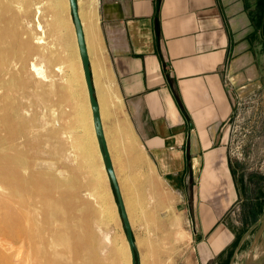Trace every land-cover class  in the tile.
Wrapping results in <instances>:
<instances>
[{"label": "crops", "instance_id": "0c3cea01", "mask_svg": "<svg viewBox=\"0 0 264 264\" xmlns=\"http://www.w3.org/2000/svg\"><path fill=\"white\" fill-rule=\"evenodd\" d=\"M246 6L98 0L120 98L106 121L116 141L105 139L138 264H260L259 206L242 205L251 145L231 153L226 124L263 99L264 40ZM112 154H123L118 168Z\"/></svg>", "mask_w": 264, "mask_h": 264}, {"label": "bare ground", "instance_id": "6f19581e", "mask_svg": "<svg viewBox=\"0 0 264 264\" xmlns=\"http://www.w3.org/2000/svg\"><path fill=\"white\" fill-rule=\"evenodd\" d=\"M63 7L69 10L68 0H0V264H111L99 253L113 246L101 228L107 198L94 155L105 169L74 23ZM77 9L102 118L119 108L120 98L103 65L98 0H77ZM45 13L53 16L47 28ZM48 159L61 165L52 168ZM118 252L121 261L112 264H123Z\"/></svg>", "mask_w": 264, "mask_h": 264}, {"label": "rangeland", "instance_id": "374dc122", "mask_svg": "<svg viewBox=\"0 0 264 264\" xmlns=\"http://www.w3.org/2000/svg\"><path fill=\"white\" fill-rule=\"evenodd\" d=\"M247 6H246V13L250 17H252V21L254 20L255 26L260 29V35L262 34V39L264 40V0H246ZM39 4H33L31 5V15L34 13V9ZM64 10V11H63ZM62 15L65 19H67L68 15H70V11L67 9L65 11L64 7L62 9ZM45 17V18H44ZM43 17V22L45 25V28H47V22H50L52 20V15L50 13H45ZM46 23V24H45ZM264 44V42H263ZM103 65L105 66V60L103 59ZM264 67V66H263ZM106 69V68H105ZM77 92L80 93V85L78 84ZM258 102H263L258 109L256 108V105ZM241 107L244 109H247V114H244V111L246 110H240ZM253 107V108H252ZM252 108V109H251ZM39 112L37 114L38 122L41 124L43 123V115L41 113V108L38 109ZM72 109L68 112L71 113ZM67 112V113H68ZM255 113L257 114V123L255 118ZM248 119H242V115ZM237 115V116H236ZM108 116H102V123L104 125V128L106 130L107 134V140L108 143H114L116 141L115 138H112L111 136H108V133L110 130H108L110 127L106 126ZM234 118H239L236 121H234ZM64 121L66 125H69L71 123V118L68 117V114L64 116ZM234 121V122H233ZM229 123V131L230 134L232 132L233 137L229 141V144L231 146L230 151L231 153L238 152L237 148L241 151L242 148V156H244V151L246 145H251V154L253 156V159L246 161V163L243 164V170L241 173V181L242 183V189H243V206L244 208H249L251 206H259L258 216H259V228H260V234H259V247H260V264L264 262V165L261 166V160H256L259 155L261 156V151L264 149V93H263V99L260 101L257 100L254 106L247 105V103H240L239 109L237 114H234L233 117L228 118ZM34 129H37L38 133H41L42 128L39 126L38 128L35 127ZM39 129H41L39 131ZM111 147L114 144H109ZM40 150L42 151V143L40 142ZM259 153V154H258ZM70 155V149H66L64 151V155ZM41 157H47V154L45 152H41L38 154ZM65 155V156H66ZM113 162L116 168H118V165L122 162L120 160L123 157V154H112ZM260 158V157H259ZM65 161H67V158H64ZM63 159V160H64ZM62 160V161H63ZM48 161H51V167L54 168L56 165L60 166L61 164L55 160V159H48ZM57 162V163H56ZM93 162L97 168V172L100 173V178L102 181V185L104 188V192L106 194L107 198V209L103 214V220L104 222H107L106 227L102 225V230L109 233L110 238V244L113 246V249H107L102 250V248L99 249V253L107 258L108 263H114L117 260L121 261L118 257L119 252L122 253V262L123 264H129L128 263V256L125 247V234L122 226V222L120 220L117 207L114 208L113 202H115L113 192L111 190L108 178L105 175L104 170H102L99 167V163L97 160V157L94 155ZM55 165V166H54ZM54 166V167H53ZM85 171V175L87 173L86 167L83 168ZM89 176V175H86ZM121 181V179H120ZM112 194V195H111ZM251 199V200H250ZM116 204V203H115ZM100 238H102L101 235H99ZM103 242V241H102ZM104 243V242H103ZM118 247V249H117ZM116 250V251H115ZM125 250V251H124ZM122 251V252H121ZM124 251V252H123ZM74 258V255L71 256V258ZM69 258V259H71ZM72 258V259H73ZM127 262V263H126Z\"/></svg>", "mask_w": 264, "mask_h": 264}, {"label": "water", "instance_id": "95a60500", "mask_svg": "<svg viewBox=\"0 0 264 264\" xmlns=\"http://www.w3.org/2000/svg\"><path fill=\"white\" fill-rule=\"evenodd\" d=\"M68 5H69L70 16H71L72 22L74 23V31H75L78 55L80 58L83 80L86 86V93H87V98H88V102H89V106L91 110L92 124H93V129H94V134L96 137L98 149L101 155V160H102L111 190L114 195L117 211H118L120 220L122 222L126 242H127L128 249L130 252V262L131 264H138L137 249L134 243L132 231L130 228V223L128 221V217L125 212L121 192L119 189L116 175L114 173L110 154H109L107 144H106V139H105L104 132H103L99 106H98V102H97V99L94 93L92 74L90 70V60H89L88 53L86 50L84 33H83L81 21L78 15L77 0H68Z\"/></svg>", "mask_w": 264, "mask_h": 264}, {"label": "built area", "instance_id": "2783aa9c", "mask_svg": "<svg viewBox=\"0 0 264 264\" xmlns=\"http://www.w3.org/2000/svg\"><path fill=\"white\" fill-rule=\"evenodd\" d=\"M236 116H237V115H236ZM241 117H242V119H245L244 114H243ZM237 119H239V118H234L233 120L236 121ZM234 121H233V122H234ZM226 124H227V126H228V130H229V127H230V126H229L228 120L226 121ZM232 132H233V130H232ZM232 132H231V134H230V131H229V137H228L229 140H231V138L233 137ZM241 149H242V148H241ZM237 150H238V148H237Z\"/></svg>", "mask_w": 264, "mask_h": 264}]
</instances>
